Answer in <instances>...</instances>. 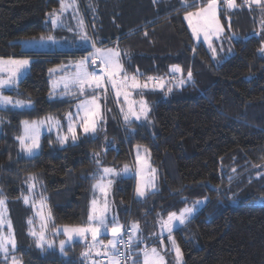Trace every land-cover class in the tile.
<instances>
[{"label": "trees", "instance_id": "trees-1", "mask_svg": "<svg viewBox=\"0 0 264 264\" xmlns=\"http://www.w3.org/2000/svg\"><path fill=\"white\" fill-rule=\"evenodd\" d=\"M97 1H78L87 27L99 29L94 37L97 47L119 46L125 71L139 73L141 82L149 76L169 81L164 91H147L152 122L120 127L107 123L95 136L63 146L54 134H44L36 155H18L13 163L10 145L0 136V198L19 199L22 183L35 176L51 213L50 225L83 226L88 216L86 198L98 167L94 154H100V166H115L131 162L133 146L140 145L148 150L156 170L155 191L136 199L132 179L123 177L114 192L119 222L127 228L139 224L143 243L133 245L134 250L159 243L166 264H172L165 241L153 238L158 220L205 199L191 220L173 231L181 264H264V202L244 190L252 173L264 169V52L260 50L264 7L235 0L236 7L227 9L220 0L223 38L230 27L236 38L230 41V55L216 45L217 56L212 59L205 45L193 39L182 0ZM193 2L206 0H186L187 10H195ZM59 6L60 0H0V57L31 61L17 88L5 92L29 101L31 107L0 110L14 123L13 134L21 120L62 119L70 109V102L49 98L47 71L90 50L21 48L22 40L60 31L48 23L49 14ZM172 65L184 70V78L190 70L192 81L167 93L175 83L170 79ZM257 194L264 198V185ZM86 243L74 241L63 254L18 246L16 254L22 264H91L81 256ZM92 257L105 262L94 253Z\"/></svg>", "mask_w": 264, "mask_h": 264}, {"label": "snow or ice", "instance_id": "snow-or-ice-1", "mask_svg": "<svg viewBox=\"0 0 264 264\" xmlns=\"http://www.w3.org/2000/svg\"><path fill=\"white\" fill-rule=\"evenodd\" d=\"M223 4L227 9L236 7L235 0H223ZM250 4L264 7V0H250ZM182 6L185 7L184 19L188 22L193 37L199 40L203 36L204 43L207 44L212 58L215 59L217 56L215 42L219 41L221 43V51H223V33L225 31L224 26L220 22V0H206V2L201 4L193 2L191 5L195 9L193 11L187 10L186 0H182ZM70 7H75V0H72V3H66L65 0H61L59 12L54 10L49 14L53 28L62 26L61 15ZM79 24L80 31L77 34L81 43L76 46L83 45L90 48V51H88V54L83 59L72 65L74 71L70 75L66 74L63 68L52 70L61 72L59 79L54 81V90L62 85L65 92L75 88L78 89L80 96H87L86 99L77 105L75 116L72 113L68 114L67 133L57 135V141L61 146L67 143L69 138L73 142L78 139V128L85 135L92 134L95 136L98 127H102V121L104 120L100 103L101 96L103 95L105 99L107 98L106 94L109 86L115 92L117 98L121 95L124 97V102L127 104V112L124 113L123 118L127 123L130 117L137 121L141 118L146 121L149 120L151 109L147 101L143 99L144 92L148 90L164 91L166 84L169 83V81L162 77L156 78L151 76L141 82L139 73L129 77L121 62L119 49L97 47L84 30L83 22L80 21ZM39 42L53 45L58 43L52 35H48L47 37L41 36ZM33 43L36 42H28V46L31 47ZM261 51L264 52V46H262ZM30 63L31 61L27 58H0V73L6 74V78L0 77V90L14 86L27 71ZM89 65L94 66L93 70H89ZM169 72L172 74L170 79L174 80L175 83L167 87V93L172 92L174 87H182L186 82L192 81V72L189 70L186 78H184V70L179 65H172ZM134 91H138L141 96L138 108L136 107V102L129 99ZM8 106L25 108L31 107V103L20 99L13 100L11 96L3 95L0 92V109L7 108ZM121 111L124 112V109L122 108ZM21 123L23 125V134L18 136L17 140L21 151L29 157L36 155L37 150L40 148L41 126L48 124L50 128L52 126H55L57 129L61 127L60 122L54 117H47L45 120L39 122L25 120ZM140 147V145H137L136 164L139 168L136 172L138 183L135 192L138 197H145L146 189L155 187L153 178L146 177L145 168H148L150 173L154 172V169H151L147 165L146 160L141 157ZM144 152L147 153L148 150L145 148ZM99 155V153L94 154L95 163L98 165L99 179L93 187L99 192L100 199L95 197L92 199L86 225H65L62 228L63 235L67 237V241H72L74 237H78L87 242L90 238L91 242L86 243L85 251L81 253V256L85 261H91V264H97L92 257L93 253H95V256L102 257L106 264H166L164 255L161 254V251L157 247L145 246L142 249L134 250L133 245L143 243L138 238V234L140 233L138 223H132L126 229L125 225L121 224L115 216L109 220L110 203L108 194L113 183L109 177L119 175L121 172L128 174L130 168L127 164L123 165L120 171H117L115 167H100L102 161ZM231 179L232 177H229V180ZM27 181L29 183L28 192L32 194L38 179L30 175ZM23 199L24 203L28 204L30 196L26 195ZM205 202L197 201L191 206L183 207L178 212H169L166 219L159 220L161 233H168L167 238L171 243L172 250L175 252L177 264H181L182 262V253L175 239L172 237L173 228L189 222L198 206ZM43 206L44 203L41 200V207L43 208ZM6 211L5 200L0 199V260H3L4 264H22V261L16 256L17 241L12 223L6 216ZM44 219L43 215H41L42 225L39 232L36 230L29 231V235L34 239L35 246L42 251L46 248H53L55 244L54 241L49 240L46 236L45 229L47 225L43 223ZM31 223L32 221L30 220L29 224ZM5 226L7 228L6 233ZM55 231L56 233H60L61 229L57 228ZM102 233L110 234L112 238L108 239L107 243H105L104 240L98 239ZM125 236L127 239H125ZM160 243L162 244L163 241L161 240ZM65 244V240L59 241V249L62 254L66 251ZM137 257H142V260H138Z\"/></svg>", "mask_w": 264, "mask_h": 264}, {"label": "rangeland", "instance_id": "rangeland-1", "mask_svg": "<svg viewBox=\"0 0 264 264\" xmlns=\"http://www.w3.org/2000/svg\"><path fill=\"white\" fill-rule=\"evenodd\" d=\"M79 0H76V3L79 6ZM97 1V0H95ZM66 3H72V0H65ZM98 2V1H97ZM60 8V6H59ZM58 8V9H59ZM83 8V7H82ZM102 8H105L104 6ZM57 12H59L58 10H56ZM76 10L75 7L73 9V7H70L65 13H63L61 15V22H62V26H60V28H62V31L59 32L58 34L54 33L51 34L52 36H54L56 38V40L58 41L57 44H50V43H46V45H42V42H39L37 40H30V39H25L22 40V47L23 48H30V49H38V50H48L50 48V50H61V51H85V50H90L89 48L81 45L79 47H77L76 45L80 44V39H79V35L77 34L80 31V24L79 22L82 21V17H84L85 13L83 10L80 11V13L76 14ZM185 16V14H184ZM85 18V17H84ZM93 17H89V19H91ZM226 19L228 18V16L225 17ZM84 21V20H83ZM82 21V22H83ZM192 37V31L188 25V22L184 19ZM91 22H94V19H91ZM83 26H84V30L87 32L89 38L91 41L94 42V37L96 36V34L98 33L99 29L97 28H89L86 26V23L83 22ZM230 26V24H229ZM71 29V30H69ZM230 34H226L223 38V42L226 45L225 47H223V51L225 52V56H228L232 53V49L230 47V41L236 38V35H234L232 28H229ZM224 34V33H223ZM48 36V35H47ZM98 38V37H97ZM193 39L195 41H201L205 47L207 48V50L209 51L207 44L204 43L203 40V36L200 37L199 40H197L196 38L193 37ZM26 41H32V42H36L33 43L34 46L29 47L27 45V43H25ZM65 41H67V43H65ZM218 45L221 48V45H219V41L216 42L215 46ZM262 46H264V40L261 43V48ZM107 48H118L120 53H121V49L119 46H111V47H105L104 49ZM261 50V49H260ZM262 52V51H261ZM209 53L211 54V52L209 51ZM87 55V54H86ZM83 55L81 58H76L74 60H68L67 62L62 63L59 66H54L48 69V81H49V98L51 99H64L65 101L70 102V109L68 110V112L65 113L64 118H58V121L60 122L61 127L59 129H57L55 126H52L51 128L48 126V124H44L43 126H41L40 128V137L44 134H49L52 133L54 134V136L57 138L58 134H66L67 133V127H68V114L72 113L73 116H75L76 112H77V105L84 99L87 98V96H80L78 89L73 88L71 91L65 92V90L63 89V86L61 85L60 87L56 88L54 90V81L58 80L59 77L61 76V72L60 71H52L55 69H64V72L66 74H71L72 71H74V69L72 68V65L76 64L77 62H79L81 59H83L84 56ZM212 57V56H211ZM3 59H8V58H4V57H0ZM213 59V58H212ZM218 62V61H217ZM94 66L89 65V70H93ZM28 70V69H27ZM27 72V71H26ZM25 72V73H26ZM25 73L23 74V76L25 75ZM129 77H131L132 75L128 74ZM23 76L21 78H23ZM0 77H5L6 78V74L5 73H0ZM20 78V79H21ZM19 79V80H20ZM19 80L17 81V83L10 87V88H5L0 90V92L3 93V95H7V96H11L6 94L5 92L11 91V90H15L17 88V84L19 82ZM99 91H103V90H99ZM148 92L145 91L143 94V99H145L148 103V106L151 109V100L148 99V97L146 96ZM107 98L105 99L104 96H101V106H102V111L104 114V120L102 121V128H104L106 126L107 123H117L120 126H124L127 124H130L132 122H136V123H140V124H149L152 122V118H151V111L149 113V120H144L143 118H141L139 121L135 120L134 118L129 119V121L126 123L124 121V113L127 112V104L124 102V97L123 95H121L119 98L116 97L115 92L111 89V87L109 86L108 88V92L106 94ZM13 98V100H17L19 98L15 97V96H11ZM130 100L136 102V107H139L138 102L141 99V96L139 94L138 91H134L132 92V94L129 97ZM22 100V99H20ZM25 102H29L27 100H24ZM28 107L25 108H13L11 106H8L7 108H3L0 110H5V111H18L21 109H26ZM124 109V112L121 111V109ZM46 119V118H45ZM45 119L39 120V121H43ZM38 120H32V121H36L39 122ZM22 121L25 120H21L19 122V126L17 127L19 130L16 134H13L12 132V128L14 126V123L11 121V118L9 117L8 114H0V136H3L4 138H6L7 142L9 143V162L13 163L16 159V156L18 155H23L24 157H29L27 156L25 153H23L19 147V142L17 140V137L23 134V125H22ZM28 121V120H27ZM29 121V122H32ZM78 123V121H77ZM101 127H98V129H100ZM77 134H78V139L82 138V137H92V134H88L85 135L82 130H80L78 128L77 130ZM97 134V133H96ZM95 134V135H96ZM77 139V140H78ZM77 140L75 142H77ZM69 143H74L70 138L68 140ZM144 147H140V154L141 157L144 158L146 160L147 165L151 168L154 169V172H149L148 168H145V175L146 177H151L153 178L154 184L156 183V170L155 168L151 165L150 160H149V153H145L144 152ZM39 150V149H38ZM37 150V152H38ZM132 155V159L131 162L127 161L115 166H107V167H115L117 169V171H120V169L123 168V165L127 164L130 168V172L128 174H124V173H120L119 175H114L109 177L113 183L111 185V188L109 190V194H108V199H109V203H110V210L108 212V218L109 220L115 216V200H114V192H115V188H116V183L120 178L123 177H130L132 179V185H133V195L134 198L136 199H141L143 197H138L136 195L135 189H136V185L138 183V178L136 176V172L139 168V166L136 164V156H137V145L133 146L132 151H131ZM103 167V166H100ZM93 174H95L96 179L91 183L90 188H89V194L86 198V211L87 213L89 212L90 206H91V201L92 199L98 198L100 199V194L98 191H96L93 187L94 184L97 183L98 179H99V175H98V167L93 171ZM264 185V169L260 168V169H256L255 172L252 173L250 179L246 182V187L244 188L245 192L249 195H255V198L257 199V202H264V198H262L261 196H259L258 193V187H262ZM28 187H29V183L27 181H24L22 183L21 186V193L19 196V199L15 200V201H9L7 200V198H5V202H6V216L8 217V219H10L11 223H12V227L14 229L15 232V238L17 241V247H23V248H29V247H35V242L34 239L29 235V231L30 230H36L37 232H39L41 230V225H42V220H41V215H43V217L45 218L43 223H45L47 225L45 232H46V236L49 240H52L55 242L54 247L53 248H47V249H51V250H55L57 251L59 254H62L60 252L59 249V241L60 240H65L66 244H65V248L67 246H69L70 244H72V242L74 241H83L79 239L78 237H74V239L72 241H67V237H65L63 235L62 232V228L63 226H55L52 227L51 224V213L49 210V207L47 205V203H45V197H43L42 194V187H41V181L36 183V186L33 190L32 194H29L28 192ZM155 191V187L154 188H148L146 189V195L150 192ZM29 195L30 199H29V203L25 204L24 203V199L23 197ZM145 195V196H146ZM3 199V198H0ZM41 200H43L44 206L43 208L41 207ZM197 201H205V199H199ZM197 201H195L193 204H195ZM191 204V205H193ZM204 203L200 204L197 208V210L203 205ZM190 205V206H191ZM182 209V208H181ZM180 210V209H179ZM177 210V212L179 211ZM196 210V211H197ZM50 213V216H49ZM196 213V212H195ZM194 213V214H195ZM117 218V217H116ZM167 216H165L164 218H160V219H166ZM159 219V220H160ZM32 221L31 224H29V221ZM159 220L157 223V228H156V233L153 235L154 239H158V238H162L165 243L168 246L169 249V253L172 256V264H177V260H176V255L175 252L172 250L171 247V243L168 240V233L167 232H163L161 233V229H160V225H159ZM88 222V221H87ZM86 222V224H87ZM85 224V225H86ZM182 225H178L177 227L173 228V231L179 227H181ZM61 229L60 233H56L55 229ZM7 231V228L5 226V233ZM107 235L108 238L103 239L101 236H105ZM100 237H98V239L104 240L105 243H107L108 239H111L112 237L110 236V234H101ZM172 237H173V232H172ZM86 242V241H85ZM88 243H90V238L87 241ZM158 246H153V247H160L161 245L159 243H157ZM160 245V246H159ZM158 249V248H157ZM95 254V253H94ZM17 256V254H16ZM98 257V256H96ZM165 258V257H164ZM94 259V258H93ZM97 259V258H96ZM94 259L97 264H102L100 262V260H96ZM140 260H142V257H140ZM182 263V262H181ZM0 264H4L3 260H1Z\"/></svg>", "mask_w": 264, "mask_h": 264}, {"label": "crops", "instance_id": "crops-1", "mask_svg": "<svg viewBox=\"0 0 264 264\" xmlns=\"http://www.w3.org/2000/svg\"><path fill=\"white\" fill-rule=\"evenodd\" d=\"M60 3H61V0H60ZM80 8V7H79ZM78 8V5H77V3H76V0H75V10H76V14H78V13H80V9ZM73 9H74V7H73ZM60 10V8L58 9V11ZM86 18V17H85ZM84 17H82V21L83 22H86V20H87V18L85 19ZM48 23L50 24V26H51V28L52 29H56V30H58V29H60V31H57V32H53V33H51V34H54V33H56V34H58L59 32H61L62 31V28H60V27H55V28H53V26L51 25V21H50V19H49V16H48ZM86 26H88V25H86ZM118 27V26H117ZM51 34H49V35H51ZM45 37H47V36H45ZM30 40H37V41H39L40 40V37L39 38H36V39H30ZM28 42H32V41H26L25 43H27V45H28ZM42 45H46V43H42ZM32 46H34V45H32ZM21 48H22V50H24V51H59V50H50V48L48 49V50H38V49H30V48H23L22 47V43H21ZM90 49V48H89ZM61 51V50H60ZM61 65V64H60ZM57 66H59V65H57ZM48 72V71H47ZM48 84H49V81H48ZM50 87V86H49ZM55 99H57V98H55ZM29 108V107H28ZM45 118H47V117H45ZM45 118H40L39 120H42V119H45ZM38 120V121H39ZM56 120H58V119H56ZM78 132V131H77ZM106 240V239H105ZM102 264H106V262H101Z\"/></svg>", "mask_w": 264, "mask_h": 264}, {"label": "built area", "instance_id": "built-area-1", "mask_svg": "<svg viewBox=\"0 0 264 264\" xmlns=\"http://www.w3.org/2000/svg\"><path fill=\"white\" fill-rule=\"evenodd\" d=\"M223 2V0H221ZM125 228L127 229V226L125 225ZM125 239H127V237L125 236ZM103 260V259H102Z\"/></svg>", "mask_w": 264, "mask_h": 264}]
</instances>
